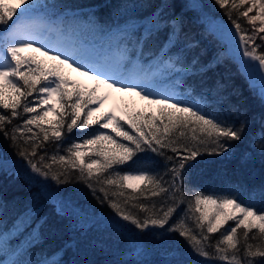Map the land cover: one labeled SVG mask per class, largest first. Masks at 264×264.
<instances>
[{"label": "snow or ice", "instance_id": "6c2138e0", "mask_svg": "<svg viewBox=\"0 0 264 264\" xmlns=\"http://www.w3.org/2000/svg\"><path fill=\"white\" fill-rule=\"evenodd\" d=\"M214 2L231 21L235 30L232 38L238 36L237 43L242 49V56L247 58L241 61L244 71L255 70L260 82L259 96L264 102V50L258 51L264 46L256 44L257 37L264 41V35H259L264 34V0ZM49 7L43 0H18L14 4L10 0H0V108L10 112V115L0 112V132L9 135V139L16 144L25 132L32 133V126L39 129V133H32L18 145V154L27 160L31 171L45 178L50 177L57 184H69L70 169L78 170L77 179L86 185L92 196L100 204H106L115 217L127 222V225L119 224V227L126 228L128 232H133V229L139 231L141 235H134L131 242L137 251L141 250L143 234L146 232L157 243L168 242L175 234L183 238L185 250L205 261L216 259L226 264H257V258L264 261V210H258L254 204L241 197L194 191L187 200L183 215L173 219L177 209L185 203V172L194 168L198 157L205 152L214 155L229 152L233 148L231 142L241 141L247 128V117L237 125L235 120L211 108V100L223 95V85L217 83L216 88L209 89L205 95L198 91L203 85L189 84L188 79H185L194 78L196 70L206 72L207 66L201 64V53L196 51L197 45L194 43H189L187 55L172 51L176 44L172 37H178L182 31V19L173 20L171 34L158 48L155 65L145 67L139 60L129 57L127 48H123L116 59L92 58L85 56L69 42L60 39L53 41V32L60 33V29L45 23L49 19ZM233 11L239 13L236 18H233ZM240 17L246 18L252 26V35H248V30L242 27ZM161 20L162 17L158 15L150 19L144 29L145 34L137 39L140 55H143L144 47L155 41ZM210 24L215 30L214 23ZM134 31L133 24L118 29V34L128 37ZM65 68L88 77L95 82L94 85L85 86L70 80L64 74ZM111 91L139 96L149 105H155L156 111H125L121 116L113 112H101ZM33 93L39 95L35 102H31L33 106H29L25 101ZM92 105L94 107H90ZM20 108L23 113L31 115L24 120L23 125L13 127L9 134L5 126L21 115L18 111ZM233 108L239 112L238 107ZM50 114L53 117L51 120L48 119ZM124 124L132 131L125 130ZM92 125L111 129L115 137L107 132H95L82 142H73L65 149L66 155L57 152L50 157L42 155L36 159L38 149L44 147V142L61 141L65 131L70 134L73 129H86ZM184 130L192 133V143H179V138H170L176 131H179V137H186ZM40 134L42 141L36 144L35 139ZM116 137L129 143L120 142ZM259 140L258 147L261 155H264V122ZM165 149L175 155H167ZM145 151L163 157V173L147 170H139L137 174L116 172L114 176L108 175L101 179L114 165L133 161L138 152ZM249 158L250 153L245 152L242 161ZM46 159L52 163H47ZM55 163L61 168L54 170ZM106 186H114L120 191L110 192ZM123 189H131L132 193L138 195L126 196ZM145 189L151 197H162L159 204L155 201H139V196L149 198ZM260 195L264 198V189H261ZM55 198L60 205L56 217L64 220L80 216L72 197L57 193ZM196 213L199 215L196 216ZM188 220L195 221V228L189 226ZM229 221H234L235 226L229 225ZM113 222L117 223L115 219ZM44 223H48L47 219ZM51 230L53 233L57 231L55 224ZM215 233H220V238L212 243L210 236ZM67 243L72 245V242ZM4 251V242L0 239V252ZM174 251L180 257L169 264H193L192 260L185 257L184 251ZM20 255L22 253L19 250L14 253L16 257ZM2 264L60 262L47 258H14ZM75 264L90 262L76 261Z\"/></svg>", "mask_w": 264, "mask_h": 264}, {"label": "trees", "instance_id": "16d2710c", "mask_svg": "<svg viewBox=\"0 0 264 264\" xmlns=\"http://www.w3.org/2000/svg\"><path fill=\"white\" fill-rule=\"evenodd\" d=\"M43 2L50 6L49 20L60 31L77 35L84 41L109 51L115 49L118 54L123 48H127L129 57L132 60H139L145 67L149 64L155 65L159 55L158 48L171 34L173 20L182 19V31L179 32L178 37H172L176 41L172 51L187 55L189 43H194L197 45L196 51L201 53V64L207 66L206 72L196 70L194 78L185 77V79H188L189 84L203 85L198 91L205 95L208 94L209 89L216 88L217 83L223 85V95L219 99L211 100V108L217 113H222L224 117L235 120L237 125L241 119L247 117V128L241 141L231 142L233 148L229 152L222 155L205 152L198 157L196 166L185 172V203L180 205L173 219L183 215L187 200L194 191L215 196L235 195L254 204L258 210H264V198L260 195L261 189H264V155H261L258 147L261 125L264 122V102L260 99L257 86L253 85L243 75L240 67L228 57L226 44L216 39L211 32L210 22L219 20L231 24L224 10L219 8L214 0H43ZM154 13L156 15H153ZM157 15L162 17L159 24L160 31L155 41L144 47L143 55H140L141 49L137 39L143 37L149 20L155 19ZM232 15L236 18L239 13L233 11ZM239 22L248 30V35H252V26L248 24L247 19L240 17ZM133 24L135 31L131 36L118 34V29H125ZM256 44L264 46V43L257 40ZM261 50L264 48L258 49ZM38 95L33 93L25 103L33 106L31 102H35ZM212 95L214 96L215 93ZM233 106L238 107L239 112H236ZM18 111L21 115L14 118L12 124L5 126L9 134L13 127L23 125L24 120L31 115L23 113L22 108ZM0 112L10 115L8 110L2 108ZM48 119L51 120L53 117L49 115ZM65 119L67 120L68 117ZM124 128L132 131L127 124H124ZM184 131L186 137H179V131H176L170 138H179V143H192V133L188 130ZM95 132H100L96 126L73 129L70 134L65 131L61 141L44 142V147L38 149L36 159L42 155L50 157L57 152L59 155H66L65 149L73 142H82ZM32 133H39V129L32 126ZM32 133L25 132L18 143L14 144L9 139V135L0 132V161L28 166L27 160L18 154V145ZM17 135L20 136V133ZM116 139L129 143L119 137ZM41 141L42 134L35 139V143L40 144ZM164 151L167 155H175L169 149ZM245 152L250 153V158L242 161ZM46 162L52 163L47 159ZM164 165L163 157L156 153L138 152L133 161L114 165L113 169L101 176V179L108 175L114 176L116 172L137 174L139 170H147L163 173ZM53 168L55 170L61 166L55 163ZM78 176V170L70 169L69 184H57L50 177L46 178L58 193L72 197L80 212L79 217L61 220L55 216L60 206L45 193L39 183L27 178L18 168L0 163V239L3 240L5 247V251L0 252V264L14 258L27 260L47 258L59 261L60 264H75L76 261H88L90 264H169L173 259L180 257L175 249L184 251L185 257L192 260L193 264L196 262L226 264L224 261L216 259L205 261L202 257L191 255L190 251L185 250L183 238L175 234L172 240L157 243L152 239L151 234L146 232L143 234L141 250L137 251L131 242L134 235H141L139 231L133 229V232H128L126 228L119 227V224L127 225V222L115 217L106 204H100L86 185L77 179ZM106 187L110 192L120 191L114 186ZM123 191L126 196L138 195L132 193L131 189H123ZM145 194L149 198L139 196L140 202L155 201L159 204L162 199V197H151L147 189ZM140 215L142 216L143 213ZM45 219L48 221L47 224L44 223ZM86 219L94 222L86 224L84 223ZM114 219L117 223L110 221ZM53 224L57 228L55 233L51 230ZM188 224L195 228L194 220H188ZM229 225L235 226V222L229 221ZM219 238L220 233L210 236L212 243ZM67 242H72V245L69 246ZM18 250L22 255L16 257L14 253ZM257 264H264L262 258H257Z\"/></svg>", "mask_w": 264, "mask_h": 264}, {"label": "rangeland", "instance_id": "374dc122", "mask_svg": "<svg viewBox=\"0 0 264 264\" xmlns=\"http://www.w3.org/2000/svg\"><path fill=\"white\" fill-rule=\"evenodd\" d=\"M10 2L14 4V3L18 2V0H10ZM253 14L254 13H250V15H253ZM45 23H51V21L49 19H47L45 21ZM54 28H57V27L54 26ZM259 35H264V34H259ZM51 39H53V41L60 39V40L69 42L72 45H74L76 48L81 50L84 53V55L88 56V57H92V58L107 57L109 59H116L119 56L118 52L115 49H112L111 50L112 52H111L108 49H103L102 47H99L98 45L88 43V42L84 41L83 39H81L80 37H78L77 35H73L72 33H69L67 31H60V33H56L54 31L52 36H51ZM256 40L264 43V41H261L259 39V37H257ZM153 70H155V68ZM64 74L70 80L78 82L79 84H82L85 86H92L95 83L94 81L90 80L88 77L82 76L80 73L74 71L71 68H65ZM117 86L119 87V85H117ZM257 88L259 90V86H257ZM111 92H113L117 96L118 103H119L118 106H120L121 111L120 112L109 111L103 105L101 107V112H105V113L113 112L115 115L121 116L125 111H128L130 113H135V112L148 113V112H155L156 111L155 105H149L147 101L140 99L139 96H135L131 93H125V92H119V91H111ZM90 107H94V105H92ZM92 126L98 127L100 129V132H107L111 135H115V133H113L111 131V129H103V128H100L99 125H92ZM0 163L3 165H6V166H11L13 168L15 167V168H18L19 170H21L27 178H29L30 180H32L34 182L39 183L40 186L44 189L45 193L50 198L54 199L56 201V203L58 204L57 199L55 198V194H57L58 191L54 187L51 186V184L49 183V181L45 177L40 176L39 174L32 172L30 167L27 165L25 166V165H21L19 163L7 162V161H3V160H1ZM110 221L113 222L114 220H110ZM92 222H94V221L90 220V219L84 220V223H86V224L92 223Z\"/></svg>", "mask_w": 264, "mask_h": 264}, {"label": "water", "instance_id": "95a60500", "mask_svg": "<svg viewBox=\"0 0 264 264\" xmlns=\"http://www.w3.org/2000/svg\"><path fill=\"white\" fill-rule=\"evenodd\" d=\"M214 25L216 26L215 30L211 28V32L216 39L224 41L226 43V52L228 57L240 67L243 75L246 76L252 84L259 85V77L254 69H250L249 72L244 71L241 61L247 60V58H244L242 56V49L238 46L237 43L238 36L236 37V39L232 38V33H234L235 31L234 28H232V25L227 22L220 21L214 22ZM228 29H231V32H228Z\"/></svg>", "mask_w": 264, "mask_h": 264}, {"label": "bare ground", "instance_id": "6f19581e", "mask_svg": "<svg viewBox=\"0 0 264 264\" xmlns=\"http://www.w3.org/2000/svg\"><path fill=\"white\" fill-rule=\"evenodd\" d=\"M118 98L117 96L113 93L110 92L109 98L104 102V106L106 107V109H108L109 111H113V112H120L121 108L120 106H118Z\"/></svg>", "mask_w": 264, "mask_h": 264}]
</instances>
